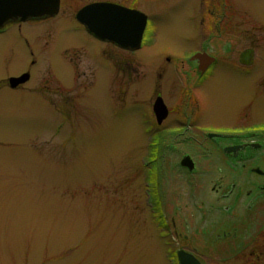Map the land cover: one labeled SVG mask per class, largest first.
I'll use <instances>...</instances> for the list:
<instances>
[{"label":"rangeland","instance_id":"rangeland-1","mask_svg":"<svg viewBox=\"0 0 264 264\" xmlns=\"http://www.w3.org/2000/svg\"><path fill=\"white\" fill-rule=\"evenodd\" d=\"M206 10L200 0L164 10L156 35L136 55L141 73L117 112L96 58L77 57L76 70L66 58L70 43L92 47L70 22L25 26L28 41L17 27L0 33V82L37 60L24 87H0V264H170L156 233L165 225L148 202L142 120L151 117L157 85L168 101L177 62L194 45L190 36L208 28L201 25ZM221 30L232 36V47L229 34L220 40L232 62L219 61L196 91L198 114L211 130L264 127V0H232ZM94 68L101 72L88 87L91 76L82 71ZM58 77L66 88L74 83L73 98L65 88L57 95ZM227 255L217 253L208 264H235Z\"/></svg>","mask_w":264,"mask_h":264},{"label":"flooded vegetation","instance_id":"flooded-vegetation-1","mask_svg":"<svg viewBox=\"0 0 264 264\" xmlns=\"http://www.w3.org/2000/svg\"><path fill=\"white\" fill-rule=\"evenodd\" d=\"M179 1L60 0L55 16L11 21L0 33L17 27L22 31V38L28 41L23 35L25 26L35 29L48 22H70L92 47L70 43L64 48L66 58L73 59L75 70L79 66L75 62L77 57L88 53L92 59L96 58L92 63L102 70L106 93L117 112L122 108L125 88L141 73L137 53L144 51L156 35L164 10ZM200 1L202 6H207L201 25L208 28L200 36H190L194 45L186 48L189 56L177 62L168 101L161 85H157L153 90L151 117L142 120L146 125L143 124L141 132L147 135L150 154L147 183L150 212L156 222L161 219L160 224L165 225L156 233L169 252L170 264H179V250L193 254L202 264H208L207 260L216 258L217 253L219 256L229 253L226 260L232 259L235 264L239 263L235 260L243 264H264V127L260 124L239 132L232 127L229 130L205 128L198 114L200 105L196 91L212 76L219 61L232 62L231 49L221 50L226 43L232 47V36L221 30L232 11V0ZM95 4L103 6L89 14L87 20L102 25L98 29L102 37L78 18L83 9ZM142 25L145 28L137 46ZM225 34L231 39L220 44ZM196 38H200L199 42ZM198 54H203V59L196 57ZM36 64L33 58L30 69L13 76L29 73L27 82L13 88L10 77L0 82V87H24L31 80ZM95 68L82 71L84 78L91 76L88 87L101 72ZM56 80L57 95L63 96L65 88L67 96L73 98L74 83L66 88L59 77ZM159 97L168 107L167 116L161 120L154 109ZM185 157L191 158L192 165L183 164ZM225 244H229L232 251ZM224 247L228 250H218ZM246 255L252 258L251 262L244 257Z\"/></svg>","mask_w":264,"mask_h":264},{"label":"water","instance_id":"water-1","mask_svg":"<svg viewBox=\"0 0 264 264\" xmlns=\"http://www.w3.org/2000/svg\"><path fill=\"white\" fill-rule=\"evenodd\" d=\"M103 4L91 5L83 9L78 18L89 26L90 30L95 32L99 37H102L98 29H101L102 25H97L88 22V15L97 12ZM60 9V0H0V29L3 28L7 23L11 21H26L31 18H41L45 16H55ZM127 28V26H125ZM145 26L140 27L139 37L136 41L137 46L140 44V36L143 34ZM196 57L203 59V54H198ZM30 78L29 73H25L19 77H12L9 79L11 87L16 88L18 85L27 82ZM154 109L158 117L164 118L168 114V107L165 104L162 97H159L154 105ZM184 165H192L190 157L183 159ZM260 171V170H259ZM179 264H202L198 258L193 254L179 250Z\"/></svg>","mask_w":264,"mask_h":264}]
</instances>
